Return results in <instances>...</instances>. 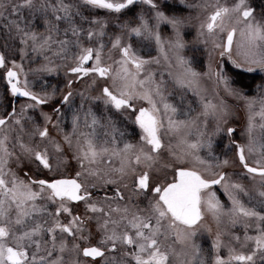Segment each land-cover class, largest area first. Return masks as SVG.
I'll return each mask as SVG.
<instances>
[{
	"label": "snow or ice",
	"instance_id": "obj_1",
	"mask_svg": "<svg viewBox=\"0 0 264 264\" xmlns=\"http://www.w3.org/2000/svg\"><path fill=\"white\" fill-rule=\"evenodd\" d=\"M0 264H264V0H0Z\"/></svg>",
	"mask_w": 264,
	"mask_h": 264
},
{
	"label": "trees",
	"instance_id": "obj_2",
	"mask_svg": "<svg viewBox=\"0 0 264 264\" xmlns=\"http://www.w3.org/2000/svg\"><path fill=\"white\" fill-rule=\"evenodd\" d=\"M255 2H256L257 4H259V3L261 2V0H255Z\"/></svg>",
	"mask_w": 264,
	"mask_h": 264
}]
</instances>
